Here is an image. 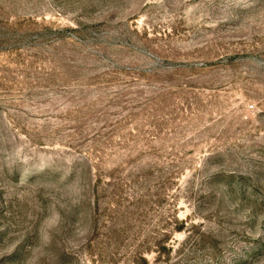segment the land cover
Listing matches in <instances>:
<instances>
[{
	"label": "rangeland",
	"instance_id": "rangeland-1",
	"mask_svg": "<svg viewBox=\"0 0 264 264\" xmlns=\"http://www.w3.org/2000/svg\"><path fill=\"white\" fill-rule=\"evenodd\" d=\"M0 264H264V0H0Z\"/></svg>",
	"mask_w": 264,
	"mask_h": 264
}]
</instances>
